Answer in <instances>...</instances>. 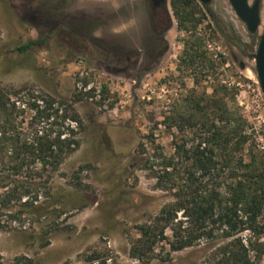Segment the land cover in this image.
Masks as SVG:
<instances>
[{
	"label": "rangeland",
	"instance_id": "rangeland-1",
	"mask_svg": "<svg viewBox=\"0 0 264 264\" xmlns=\"http://www.w3.org/2000/svg\"><path fill=\"white\" fill-rule=\"evenodd\" d=\"M198 3L202 20L193 32L209 57L223 62L220 79L234 88L233 105L264 152V94L254 59L264 32V0L254 35L229 0ZM168 12L169 24L156 35L148 0H0V81L57 97L75 94L86 128L63 171L72 175L85 167L80 177L89 201L68 214L66 228L45 248L24 234L0 233V264H92L94 256L93 264H213L220 240L174 252L170 260H163L165 248L150 262L130 256L137 226L172 200L148 172L133 166L137 143L154 131L156 142L169 151L174 130L161 123L195 87L193 69L181 61L192 31L181 28L171 0ZM33 39L43 44L13 51ZM154 45L164 51L152 69L127 62L140 56L147 63L145 53ZM116 60L125 73L114 71ZM204 85L210 92V83ZM254 264H264V255Z\"/></svg>",
	"mask_w": 264,
	"mask_h": 264
},
{
	"label": "trees",
	"instance_id": "trees-1",
	"mask_svg": "<svg viewBox=\"0 0 264 264\" xmlns=\"http://www.w3.org/2000/svg\"><path fill=\"white\" fill-rule=\"evenodd\" d=\"M171 5L181 28L192 31L181 61L193 69L195 87L161 123L174 130L169 151L154 131L137 143L133 166L172 200L137 226L130 256L150 262L165 248L163 260H170L174 252L220 240L213 264H254L264 255V152L233 105L234 88L220 79L223 62L209 57L193 32L202 20L200 4ZM42 44L33 39L13 51ZM72 98L0 81V233L24 234L41 248L66 228L69 213L89 204L80 177L85 167L63 171L86 128ZM97 260L91 257L92 264Z\"/></svg>",
	"mask_w": 264,
	"mask_h": 264
},
{
	"label": "water",
	"instance_id": "water-1",
	"mask_svg": "<svg viewBox=\"0 0 264 264\" xmlns=\"http://www.w3.org/2000/svg\"><path fill=\"white\" fill-rule=\"evenodd\" d=\"M168 2V0H166ZM202 5L209 6L213 0H198ZM238 17L246 24L251 34H257L261 25V0H255L252 4L249 0H229ZM169 13V12H168ZM170 18V17H169ZM256 74L264 94V32L260 36L256 52L254 54Z\"/></svg>",
	"mask_w": 264,
	"mask_h": 264
},
{
	"label": "flooded vegetation",
	"instance_id": "flooded-vegetation-1",
	"mask_svg": "<svg viewBox=\"0 0 264 264\" xmlns=\"http://www.w3.org/2000/svg\"><path fill=\"white\" fill-rule=\"evenodd\" d=\"M148 5L150 8L151 20L150 23L152 25L153 33L156 35H160L161 31H163L170 22L169 13H168V2L166 0H148ZM150 49L145 53L146 61H142V58L139 56L135 59L130 60L127 57V62H131L139 65L144 68L143 71L152 69L156 64L159 63L162 53L164 51L159 45H154L149 47ZM116 67L114 71L116 73H125L126 68L121 60H116ZM111 66V64H109Z\"/></svg>",
	"mask_w": 264,
	"mask_h": 264
},
{
	"label": "bare ground",
	"instance_id": "bare-ground-1",
	"mask_svg": "<svg viewBox=\"0 0 264 264\" xmlns=\"http://www.w3.org/2000/svg\"><path fill=\"white\" fill-rule=\"evenodd\" d=\"M264 20V19H263Z\"/></svg>",
	"mask_w": 264,
	"mask_h": 264
}]
</instances>
